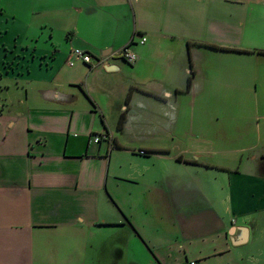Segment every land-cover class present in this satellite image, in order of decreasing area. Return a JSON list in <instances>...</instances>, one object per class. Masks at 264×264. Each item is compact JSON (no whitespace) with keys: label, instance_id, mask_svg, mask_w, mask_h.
Wrapping results in <instances>:
<instances>
[{"label":"crops","instance_id":"1","mask_svg":"<svg viewBox=\"0 0 264 264\" xmlns=\"http://www.w3.org/2000/svg\"><path fill=\"white\" fill-rule=\"evenodd\" d=\"M0 91V264H264V0H0Z\"/></svg>","mask_w":264,"mask_h":264},{"label":"built area","instance_id":"2","mask_svg":"<svg viewBox=\"0 0 264 264\" xmlns=\"http://www.w3.org/2000/svg\"><path fill=\"white\" fill-rule=\"evenodd\" d=\"M145 40H146V38L143 37L139 42L140 43H144ZM119 56H121L123 59H125L129 63H133L137 59V54L131 49L130 45L124 47L119 52ZM73 58L80 59V60H82L85 63L93 65V57H92V55L89 52H86V51H83V50H80V49H75L72 52V56H70L69 59H68V64L69 65H73L74 64ZM93 140L96 143H99V142H101L103 140L108 141V140H110V138H109L108 134H95L94 137H93ZM140 153L144 154L145 151L142 150Z\"/></svg>","mask_w":264,"mask_h":264},{"label":"rangeland","instance_id":"3","mask_svg":"<svg viewBox=\"0 0 264 264\" xmlns=\"http://www.w3.org/2000/svg\"><path fill=\"white\" fill-rule=\"evenodd\" d=\"M248 113L251 114V121H252L253 125H257V124L264 125V112H260V115H259V116L263 117L262 120H259V117L253 118V116L255 115V110H253V112H251V113H250V111H248Z\"/></svg>","mask_w":264,"mask_h":264},{"label":"water","instance_id":"4","mask_svg":"<svg viewBox=\"0 0 264 264\" xmlns=\"http://www.w3.org/2000/svg\"><path fill=\"white\" fill-rule=\"evenodd\" d=\"M245 231H246L245 237L242 240H240V241H243V242L246 241V239H247V232L248 231H247V229H245Z\"/></svg>","mask_w":264,"mask_h":264},{"label":"trees","instance_id":"5","mask_svg":"<svg viewBox=\"0 0 264 264\" xmlns=\"http://www.w3.org/2000/svg\"><path fill=\"white\" fill-rule=\"evenodd\" d=\"M124 117V116H123Z\"/></svg>","mask_w":264,"mask_h":264}]
</instances>
